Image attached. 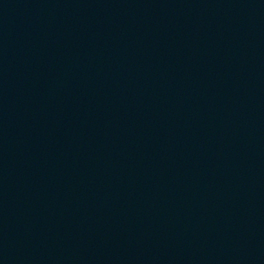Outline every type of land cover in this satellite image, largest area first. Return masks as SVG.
I'll list each match as a JSON object with an SVG mask.
<instances>
[{
	"label": "water",
	"instance_id": "95a60500",
	"mask_svg": "<svg viewBox=\"0 0 264 264\" xmlns=\"http://www.w3.org/2000/svg\"><path fill=\"white\" fill-rule=\"evenodd\" d=\"M0 264H264V0H37Z\"/></svg>",
	"mask_w": 264,
	"mask_h": 264
}]
</instances>
